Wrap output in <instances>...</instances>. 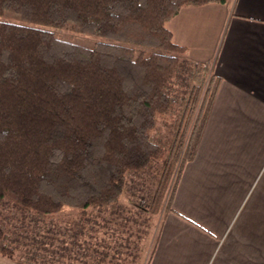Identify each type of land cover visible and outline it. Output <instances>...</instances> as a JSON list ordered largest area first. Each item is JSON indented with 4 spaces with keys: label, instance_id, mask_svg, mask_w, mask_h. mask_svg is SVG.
Segmentation results:
<instances>
[{
    "label": "trees",
    "instance_id": "16d2710c",
    "mask_svg": "<svg viewBox=\"0 0 264 264\" xmlns=\"http://www.w3.org/2000/svg\"><path fill=\"white\" fill-rule=\"evenodd\" d=\"M227 1L0 0V255L64 264L74 246L88 250L53 227L69 207L115 237L99 264H140L124 245L132 217L152 224L171 207L221 82L167 23L184 6ZM153 171L148 207L122 208L133 178Z\"/></svg>",
    "mask_w": 264,
    "mask_h": 264
},
{
    "label": "crops",
    "instance_id": "0c3cea01",
    "mask_svg": "<svg viewBox=\"0 0 264 264\" xmlns=\"http://www.w3.org/2000/svg\"><path fill=\"white\" fill-rule=\"evenodd\" d=\"M167 25L187 47L185 57L208 65L221 82L172 205L165 202L152 220L149 264H264V0L184 6ZM67 212L53 218L58 236L90 243L62 262L101 263L104 240L115 239L106 220ZM0 264L29 263L0 255Z\"/></svg>",
    "mask_w": 264,
    "mask_h": 264
},
{
    "label": "rangeland",
    "instance_id": "374dc122",
    "mask_svg": "<svg viewBox=\"0 0 264 264\" xmlns=\"http://www.w3.org/2000/svg\"><path fill=\"white\" fill-rule=\"evenodd\" d=\"M54 31L58 34V36H61L63 38L68 39H79V40H89L93 39L91 37L78 34L72 31L68 30H58L54 29ZM160 173L157 171L151 172V174H148L145 178L139 180L137 182V177L133 178V181H131V187L126 189L124 192L122 198H121V207L125 208L127 206H134V207H148V203L151 202L152 196L155 193L156 189L159 186L160 183ZM130 200H132V204H130ZM130 207V208H133ZM63 210H71V208L66 207ZM71 212V211H70ZM67 215V213H61V215ZM58 216V215H57ZM56 216V217H57ZM137 220H134L132 217V221L135 222V231L133 232V237H126L124 238V245L132 246L136 248L139 251L138 253H134L137 257L140 256V264H145L146 260L150 256V252L153 247V235H152V224L150 222L149 216H144L143 218H136ZM151 224V225H150ZM119 245V244H118ZM139 255V256H138Z\"/></svg>",
    "mask_w": 264,
    "mask_h": 264
}]
</instances>
